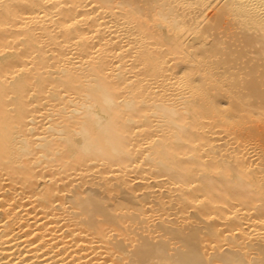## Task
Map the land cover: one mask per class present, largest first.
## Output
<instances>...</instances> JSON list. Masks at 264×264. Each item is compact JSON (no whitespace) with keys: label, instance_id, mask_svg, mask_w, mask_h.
<instances>
[{"label":"bare ground","instance_id":"bare-ground-1","mask_svg":"<svg viewBox=\"0 0 264 264\" xmlns=\"http://www.w3.org/2000/svg\"><path fill=\"white\" fill-rule=\"evenodd\" d=\"M0 264H264V0H0Z\"/></svg>","mask_w":264,"mask_h":264},{"label":"rangeland","instance_id":"rangeland-1","mask_svg":"<svg viewBox=\"0 0 264 264\" xmlns=\"http://www.w3.org/2000/svg\"><path fill=\"white\" fill-rule=\"evenodd\" d=\"M135 1V0H134ZM139 3H140V1H139ZM176 7H177V9H178V11L179 12H181L182 14H184V13H186L187 15L189 14V18H191V16L192 17H194L195 16V14H196V12H197V14H198V10L197 9H195L194 8V5L193 4H190V5H187V4H181V3H179V4H177L176 5ZM194 9L196 10V12L194 11ZM189 11V12H188ZM212 13H213V11L211 10V9H208V10H206L205 11V14H204V17H205V20L203 21V23H202V25L204 26H202L203 28H205V27H208V25H210L209 24V22H210V19H211V21H212ZM193 14V15H192ZM196 14V15H197ZM187 15L185 16V19H188V17H187ZM211 23V22H210ZM224 25V26H223ZM225 26H228L227 28L228 29H230L229 30V32L230 31H232L231 33H229L228 34V31L225 29L226 27ZM233 25H229V24H221L219 27H217L216 28V30L214 31L215 32V34H214V32H213V35H215V36H217V37H219L220 39H221V41H222V39H223V41H224V43H225V46L228 48H231V50H233V48H235L236 47V45H235V47H234V44H236V42H239V41H241V40H244L245 39V37L244 36H247V35H249L250 34V32L249 33H244V32H246V31H241V29H239V27L237 28L236 27V25H234L235 26V28H234V26L232 27ZM225 27V28H224ZM231 27V28H230ZM227 33V34H224L225 32ZM238 31H239V34H238ZM211 32H212V30H211ZM242 32L245 34V35H243L242 34ZM240 34H241V36H240ZM247 34V35H246ZM212 34H210V36H211ZM243 35V36H242ZM217 37H215V38H217ZM213 38V37H212ZM219 38H217V39H219ZM219 39V40H220ZM222 41V42H223ZM242 42V43H241ZM241 42H239L237 45V47H238V49H237V47L235 48V49H237V50H242V52H243V50H245L244 48H246V47H244L243 46V44H244V42L243 41H241ZM223 44V43H222ZM226 44H229L230 46H228V45H226ZM240 44V45H239ZM255 46H257L256 44H254ZM224 46V45H223ZM253 46V45H252ZM252 46H250V47H247L246 48V50L245 51H249L250 53H248V54H251V52H252V50L253 49H256V47L255 48H253L252 50H251V48H252ZM228 48V49H229ZM234 49V50H235ZM253 54V53H252ZM250 55H248V56H246V57H238V58H240V59H243L244 60V62L247 60V62H253V60L254 61H256V58H253V57H249ZM252 56H256L255 54H253ZM245 58H247L246 60H245ZM250 58V59H249ZM243 62V63H244ZM243 63H241V65H243ZM256 63H258V61H256ZM260 63V62H259ZM258 63V64H259ZM243 69H244V67H241V68H238V72H240V73H242L243 72ZM191 221H192V223H196L197 222V220L196 219H194L193 217H190V218H188L186 221H183V222H181L184 226H188L189 225V223H191ZM126 224H128V223H126ZM137 238V237H136ZM115 239V237H113L112 239H111V241L112 240H114ZM132 239L134 240V244H135V234L134 235H132ZM129 249V248H128Z\"/></svg>","mask_w":264,"mask_h":264}]
</instances>
